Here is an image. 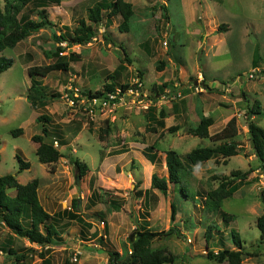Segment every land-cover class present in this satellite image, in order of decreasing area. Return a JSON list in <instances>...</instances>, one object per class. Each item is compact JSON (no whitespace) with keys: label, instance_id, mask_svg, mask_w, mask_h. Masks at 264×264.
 Segmentation results:
<instances>
[{"label":"rangeland","instance_id":"1","mask_svg":"<svg viewBox=\"0 0 264 264\" xmlns=\"http://www.w3.org/2000/svg\"><path fill=\"white\" fill-rule=\"evenodd\" d=\"M101 1L62 0L59 6L47 7L53 26L40 29L15 48L6 49L1 54L13 59L14 65L0 76V175L17 174L21 184L40 180L42 206L48 213H54L55 228L66 233V242L59 243L56 240L54 245L44 249L35 248L34 245L31 248L25 239L14 235L0 222V264H66L67 261L72 264H109L110 252H118L125 258L128 256L140 224L152 231L175 228L172 236L154 239L151 243L152 250L173 253L177 257L175 264H228L210 260L208 252L217 253L223 247L219 244L221 237L225 248L234 249L232 230L240 234L243 249L250 254L243 255L242 264H264V246L260 244L261 233L256 223L264 212V171L254 155L247 127L250 119L264 128V0H195L193 5H188L190 0H129L135 6L136 15L130 22L128 33L119 31L122 18L118 16L110 27H106V21L103 20L96 27L95 38L89 44L67 47L65 43H57L55 33L59 36L72 32L79 20L87 17L88 7ZM106 1L110 3L112 0ZM5 3L6 0H0L1 7ZM157 3H168L169 24H165L159 6L153 9ZM36 7L35 2L30 3L22 14L36 20ZM191 9H194L195 15L189 18ZM224 25L227 28L221 30L220 26ZM105 35L109 40L104 38ZM164 43L167 45L164 46ZM58 46L66 49L64 55H75L72 71L69 74L54 72L47 78H37L46 86L51 98L46 107L34 109L27 101V93L31 88L28 70L54 62L55 59L46 57L45 53L56 50ZM160 62L165 63L163 71L157 68ZM108 76L114 77L107 79ZM158 76L162 78L158 80ZM200 77H206L210 89L204 81L199 82ZM158 81L169 85L165 90L167 95L171 96L179 88L178 91H193L204 95V98L193 96L200 100V104H195L191 96L185 100L182 97L170 101L165 93L159 96L155 93L156 86L160 84ZM106 82L119 86L129 84L134 93L131 97L126 95L123 100L117 101L112 115L119 123L110 120V123L101 122L97 125L95 119L90 122L87 118L92 115L85 95L89 90L95 92L103 89ZM196 87L204 91L196 92ZM53 93L61 97H55ZM137 93L141 97L138 98ZM152 97L157 98H154L156 102L152 100L154 107L152 103L149 104ZM135 98V101L132 100ZM257 101L261 104L262 114L249 118L248 114ZM186 102L193 107L198 105L196 114L200 119L204 116L203 107L207 108L209 102L212 103V114L206 117L217 121L209 128L213 134L225 127L226 124L218 125L225 115H228L227 120L235 117L239 133L234 139L224 141H234L242 151L228 159L221 157L196 166L187 175L185 165L182 182L169 183L165 196L159 190H152L151 186L155 173L168 178L167 173L164 175V162L158 161L147 172L138 153L119 157L120 154L116 152L124 145L128 147L129 143H133L134 151L137 148L142 150L144 145H151L159 135L152 128L155 119L161 117L160 112L172 113L173 104L184 105ZM216 104L220 107L216 108ZM73 110L77 114L75 117L70 114ZM95 110L100 111L102 108L95 107ZM40 115H47L51 119L46 124L49 129L47 142L53 143L62 154L55 167L39 161L37 145L31 140L34 135L42 134L43 125L36 122ZM109 115L108 118L112 119ZM153 116L156 118L152 119ZM123 119L128 121L121 123ZM105 120L102 117V121ZM139 122L140 126L137 124ZM195 124L192 118L186 125L176 121L179 130L169 133L166 129L167 135L158 139L157 149L161 152L173 150L184 157L195 148L214 147L210 139L190 134L198 126ZM116 125L127 128L128 134L120 136ZM107 127L110 128V135L106 141H100L98 128ZM20 128L23 130L22 135L11 134L12 130ZM114 149L115 152H112ZM17 154L30 164V169L19 172L21 165L16 159ZM71 158L88 165V172L80 184L84 195L79 194L76 182L78 171ZM103 158L106 159L104 165L101 163ZM102 166L103 180L110 186H98L95 190V178L91 174ZM238 170L251 171V174L242 184L240 180L234 181L240 187L222 206L223 212L233 216V220L226 223L218 213L208 210L206 194L217 188L223 177H229ZM89 179L91 184L87 181ZM113 179L115 186L114 181H110ZM85 185H90L92 189L91 194L87 192L86 196ZM182 186L188 197L183 195ZM51 187L55 188V200L46 198ZM93 189L101 195L109 192L114 198L124 199L125 202L120 210L102 203L93 206ZM146 189L156 193V196H149L153 209L145 205ZM12 191L9 190L10 195ZM132 191L136 197L132 196ZM138 191L143 194L138 196ZM74 200L81 205L78 212ZM173 202L177 206L175 222L171 221ZM67 210L76 214L82 222L71 221L64 212ZM58 213L61 217H58ZM98 213L103 217H99ZM211 226L214 227V236L208 249L205 234ZM96 229L97 233H101L98 238ZM10 246L18 254L27 253V260L17 262L8 253ZM41 253L45 254L44 258L40 257ZM123 257L120 263H123Z\"/></svg>","mask_w":264,"mask_h":264},{"label":"trees","instance_id":"2","mask_svg":"<svg viewBox=\"0 0 264 264\" xmlns=\"http://www.w3.org/2000/svg\"><path fill=\"white\" fill-rule=\"evenodd\" d=\"M36 3L37 7L34 12L37 14V19L34 20L29 15L22 14L25 6L30 3ZM62 0H6L4 7L0 6V76L11 69L14 65V60L1 55L6 49L15 48L20 42L27 39L33 33L39 31L42 28L52 27L53 22L50 20L47 7L59 6ZM163 11L162 16L165 24L170 23V16L168 15V7L165 4H157L153 9L157 8ZM135 8L132 3L126 0H112L110 3L106 0L96 3L95 5L88 7V13L86 18H81L75 29L72 32L61 33L56 36L55 40L58 44L65 43L67 47L74 45H86L89 44L97 33V28L105 20L106 27H110L113 24L115 17H121L122 23L119 25V31L121 33H128L130 31V22L135 16ZM227 28V25L220 26V29ZM69 30V29H68ZM110 37V36H108ZM104 38L109 40L105 35ZM66 49L58 46L56 50L45 53L46 57L54 58L55 61L45 66H35L28 70V75L31 78V88L27 93V101L32 108L46 107L50 101L51 96L48 94L46 86L42 85L37 78H47L51 73L61 72L69 74L72 71V63L75 61V55L70 57L64 55ZM125 54H127L124 51ZM126 56V55H125ZM127 60V59H126ZM165 63L160 62L157 67L159 71H162ZM109 77V76H108ZM114 76H110L107 79H112ZM121 87L123 92L129 90L132 86L129 84L118 85L117 83L106 82L105 86L101 90L90 92L85 97L102 98L109 93H115L116 89ZM167 83L162 86H156L155 93L162 95L165 93ZM55 97H61L57 93H53ZM160 120L157 122L158 126L165 128V118L168 113L161 111ZM261 104L257 101L252 107L249 118L252 116H260ZM156 117L153 116L152 119ZM51 119L47 115H40L36 118V122L42 124V134L34 135L31 140L37 145L36 154L39 161L45 165H55L58 163L62 154L54 147L53 143L47 142L49 136V129L46 126ZM247 127L249 128V138L251 142L254 155L257 157L264 171V128L259 126L256 121L248 119ZM214 124L212 117L202 116V120L197 127L193 128L190 134L199 137L210 139L214 147H201L195 148L186 156L181 157L176 151L170 150L166 152V164L168 170V178L160 177L158 174L152 176V190H159L163 195L167 196L168 184H180L182 182L183 172L185 165L187 167L186 175L193 171V168L206 163L211 160H218L223 157L228 159L240 154L242 148L234 141H224L234 139L239 129L237 127V119L233 117L226 125V127L214 135H211L209 128ZM153 130V128H152ZM179 130V126L171 127L168 132L175 133ZM11 134L14 136H20L23 134V130H12ZM164 136V132L161 133V137ZM101 141L105 139L100 136ZM218 144V145H217ZM157 151L155 145H150L146 149L145 155L148 156V152ZM158 152V151H157ZM151 162L156 161L155 154L148 156ZM16 159L20 163V171L30 169V164L25 162L23 158L17 154ZM71 161L74 167L78 171V176L83 178L88 172V165L82 163L78 159H72ZM226 162V161H224ZM251 171H233L229 177H223L219 182L217 188H214L206 194V204L210 212L218 213L224 222L228 223L233 220V216L222 211V206L225 200L232 197L240 184L248 180ZM240 180V184H236L234 181ZM40 180L34 179L27 184H21L18 181L17 174L0 175V222L4 224L14 235L17 237L26 239L30 244L38 245L41 248L54 245L56 240L62 243L60 231L55 228L53 220L55 217L45 210L39 198ZM138 186L136 187L137 190ZM9 190H15L16 195L13 197L9 194ZM149 192L146 191L147 201L149 202ZM182 193L185 197H188L185 187L182 186ZM132 196L137 195L134 191L131 192ZM138 196L142 195V191L137 192ZM91 201L93 206L99 204L110 205L112 209L120 210L121 205L124 204V199L117 198L109 193L105 192L104 195L95 191L92 194ZM78 201L74 200L75 209L78 212ZM67 217L71 221L82 222V220L74 213L70 211H64ZM79 214V213H77ZM81 215V214H79ZM101 214L98 213L99 217ZM61 214L58 213V217ZM177 216V206L173 202L171 203V221L175 222ZM26 221V222H25ZM257 227L261 233L260 244L264 246V212L257 219ZM136 231V237L133 240L132 247L128 251V256L125 258L118 252L109 253V264H175L177 257L167 250H152L151 243L154 239H161L172 236L175 233V228H171L169 231H152L143 227L140 224ZM214 236V227H209L205 240L206 245L209 248V243ZM231 237L233 239L234 249L225 248L223 237L220 239V245L223 246L217 253L208 252V258L219 263L227 262L228 264H242L243 255H250L243 249V242L240 234L232 230ZM103 240V239H99ZM28 251L35 252L33 249ZM8 253L14 256L17 262H25L27 260V253L18 254L17 250L11 246L8 249ZM41 258L45 257L44 253H41ZM123 257V263H120V259ZM47 264H50L48 262ZM66 264H72L69 261Z\"/></svg>","mask_w":264,"mask_h":264},{"label":"crops","instance_id":"3","mask_svg":"<svg viewBox=\"0 0 264 264\" xmlns=\"http://www.w3.org/2000/svg\"><path fill=\"white\" fill-rule=\"evenodd\" d=\"M126 1H128V2H130L129 0H126ZM157 1V0H156ZM169 1V0H168ZM198 1V0H197ZM151 2H152V0H151ZM158 2V1H157ZM130 3H132V2H130ZM189 3V2H188ZM194 3H196V1L195 0H190V4H188V5H193ZM133 4V3H132ZM158 4V3H157ZM165 4V3H164ZM166 4H168V3H166ZM165 4V5H166ZM133 6H134V4H133ZM167 6V5H166ZM134 8H135V6H134ZM192 10V12H191V15H190V17L189 18H192V16H194L195 15V11H194V9H191ZM136 13V12H135ZM162 14V13H161ZM136 15V14H135ZM225 24V23H224ZM165 46V45H164ZM165 49H166V47H165ZM163 70H164V68H163ZM162 70V71H163ZM88 74L90 75V72H88ZM162 77H160V76H158V80H160ZM206 78V77H205ZM204 77H200V81L199 82H203L204 81V84H206L207 83V79H205ZM156 79V80H157ZM165 80V82H169L168 81V79H164ZM160 84H158V86H162L163 84H162V82H160V81H158ZM200 85H202V84H200ZM206 86H207V84H206ZM168 87H169V85H168ZM167 87V88H168ZM208 87V89H210L211 87L208 85L207 86ZM166 88V89H167ZM176 88V87H175ZM179 90V88H176L175 90H174V92H182L183 93V99L182 100H185V98L186 97H188V96H191L192 97V99L195 101V104H196V102L198 103V104H200V100H198L197 98L195 99V97H193V96H196V95H200L201 96V98L203 97L204 98V95H201V94H197V93H194L193 91H186L185 89H182L181 91H178ZM97 91V90H96ZM90 92H92V90H89L87 93H90ZM86 93V94H87ZM157 96H159V95H157ZM127 97H129V96H127ZM153 98V97H152ZM154 98H156V97H154ZM151 99V100H149V102L150 103H152L151 104V106H155L154 105V102H156L155 100L157 99ZM162 98V97H161ZM133 100V99H132ZM152 100L154 101V102H152ZM180 100V99H179ZM159 101V100H158ZM185 102V101H184ZM184 105H182V104H178V103H175V104H173L172 106H171V109H172V113H169V112H167L168 113V117L164 120V122H165V131H164V129L163 128H161V127H159L157 124V122L160 120V119H155L156 121H155V124H154V127H153V132H155V133H159V135H158V137L155 139V141L154 142H152V144L151 145H155V147H156V149H157V144H158V139L159 140H161L162 138H165L166 137V135L167 134H165L166 133V129H167V131L171 128V127H173V126H178V125H175V122L176 121H178L179 123H182V122H184V125H186L189 121H191V118H192V120H194L195 122H196V124L195 125H197V124H199L200 123V121L202 120V117H201V119L199 118V117H197V110H198V105L197 106H195V107H193V105H191L190 103H187L186 102V104L185 103H183ZM203 104H204V102H203ZM211 104L212 103H210L209 102V106H207V108H204L203 107V109H202V111H204L203 112V115L206 117V115H209V114H212V110H213V106H211ZM157 105V104H156ZM216 105H218V104H216ZM115 107V105L113 106V107H111L110 109H108V110H103V111H97V110H95L94 111V115L92 116L93 117V119H91L92 117L89 115L87 118L89 119V121L90 120H94L95 119V121H96V123H97V125L98 124H100L101 122L103 123V122H107V123H110V120H112L113 121V123H119L118 122V120H116L115 118V115L113 114L112 115V113H113V110L115 109L114 108ZM206 107V106H205ZM218 107H220L219 105L216 107V108H218ZM86 108V107H85ZM205 109V110H204ZM209 109V110H208ZM68 110V109H67ZM51 112V111H50ZM75 111L73 110L70 114L71 115H73V117H75L77 114L76 113H74ZM74 113V114H73ZM89 113H90V111H89ZM55 114V113H54ZM110 114V115H109ZM144 114H146L145 112H144ZM108 115L111 117H113L112 119H109L108 118ZM102 117H103V119H106L105 121H102ZM170 117V118H169ZM227 118H228V115H225L224 116V118L223 119H221L218 123V125H220L221 123L222 124H226L227 125V122H229L230 120L228 119L227 120ZM214 119V124L213 125H215V123L217 122L216 120H215V118H213ZM227 120V122H225ZM126 121H128V119H123L122 120V122L121 123H124V122H126ZM148 122H150L149 120H147ZM91 122V121H90ZM139 126H140V122L139 123H137ZM86 125H88V123H86ZM118 125V124H117ZM115 126V128H116V130H117V133H119L120 134V136H125L126 134H128L127 133V128H123V127H120V126ZM212 125V126H213ZM217 125V126H218ZM226 125H225V127H226ZM211 126V127H212ZM224 127V128H225ZM169 128V129H168ZM223 128V129H224ZM160 129H162L161 131H160ZM222 129V130H223ZM98 130H99V133L100 134H98V136H99V140L101 141V139H100V136H102L105 140L104 141H106V139L108 138V136L110 135V128L109 127H107V128H98ZM162 132H164V136H162L161 137V133ZM211 135H214L213 133H210ZM89 137V136H88ZM111 137H112V135H111ZM80 138V137H79ZM133 143H129V146L127 147L126 145H122L123 147H122V149H118V151L116 152V154H120L119 155V157H122L123 155H128V154H132L133 152L135 153H138V156H139V158H141V159H143V166H145V168H146V170H147V172H150V170H152V167L154 166V165H156L157 163H158V161L160 162V163H163L164 162V165H163V170H165L164 172V175H166V173L168 174V170H167V167H166V152H161L160 150H158L157 149V151H153V152H148V156H151L152 154H155V156H156V161L153 163V162H151L150 161V159H149V157L148 156H146L145 155V153H146V149H147V147L148 146H150V145H144L145 147L142 149V150H139L138 148L136 149V151H134V149H133V145H132ZM75 151V153L74 154H76V150H74ZM112 152H115V149L112 151ZM111 152V153H112ZM137 155V154H136ZM111 155L109 154V157H110ZM115 157V156H114ZM113 157V158H114ZM111 159H112V157H110ZM109 158V159H110ZM110 161H112V160H110ZM132 161V160H131ZM105 162H106V159H104L103 158V161L101 162L102 163V165H104L105 164ZM209 162V161H208ZM112 163H115V162H112ZM152 166V167H151ZM166 168H165V167ZM99 168H101V169H99ZM98 168V170H97V172L96 173H94L93 171H91V172H93L92 174H91V176H93L94 178H95V184H94V189L96 190V189H98L99 187H109L110 185L109 184H107V182L105 181V180H103V173H104V169H103V166L102 167H99ZM154 168V167H153ZM159 176H161L160 174H159ZM163 177H167V176H163ZM92 177H90V179H91ZM83 178H81V180H82ZM87 180L88 182H90V184H91V180ZM110 181H114V186H115V179H113V180H110ZM120 181L122 182V179H120ZM151 181V180H150ZM150 181H149V184H150ZM103 183V185H102V183ZM121 182L120 183H118V184H121ZM81 183V182H80ZM83 184H84V182H83ZM99 186V187H98ZM40 189H41V187L39 188V196H40ZM79 194L81 193L82 194V192H81V190H82V188H80L79 187ZM85 189H86V192H85V196L87 195V192H88V195L89 194H91V187H90V185H89V187L87 186V185H85ZM88 189H90L89 191H88ZM93 189V191H95ZM146 191H147V189H146ZM148 191H150V190H148ZM155 193V192H154ZM154 193H151V192H149V195H148V197L150 196V195H155L156 196V193L154 194ZM16 195V191L14 190V191H12V193H11V196H15ZM82 195H84V194H82ZM40 198V201H41V203H42V199H41V196L39 197ZM47 199H52V200H55L56 199V193H55V188H50V189H48V192H47V197H46ZM150 202L151 201H149V203H148V201H147V197H146V199H145V205H146V207L147 208H149V209H153L154 207H153V205H150ZM80 206V207H79ZM86 207H87V205H86ZM78 208L80 209L81 208V205H78ZM66 210V209H65ZM69 210V209H68ZM67 210V211H68ZM51 215H53V217H54V213H50ZM56 223V222H55ZM57 225V224H56ZM58 226V225H57ZM64 226H66V225H64ZM63 227V226H62ZM60 231V230H59ZM95 232H96V238H98L100 235H101V233H97L98 232V230L96 229L95 230ZM60 233H61V237L63 238V241H62V243H65L66 242V237H65V235H66V233H64V232H61L60 231ZM25 241L26 242H28L26 239H25ZM28 244H30L29 242H28ZM35 246V248H39V246L38 245H35V244H30V246H32L31 248H33L34 246ZM60 248V247H59ZM61 248L63 249L64 248V246H61ZM64 249H66V248H64Z\"/></svg>","mask_w":264,"mask_h":264},{"label":"built area","instance_id":"4","mask_svg":"<svg viewBox=\"0 0 264 264\" xmlns=\"http://www.w3.org/2000/svg\"><path fill=\"white\" fill-rule=\"evenodd\" d=\"M164 45L166 46L167 43H164ZM138 86L141 88L142 85L140 82H138ZM196 92H203L204 90L202 88H199V87H196L195 88ZM167 92V91H166ZM134 93V91L132 90V87L127 90L126 92H123L122 88L121 87H118L115 91V93H109L107 95H105V97H102V98H85L87 101H88V105H89V108H90V114L93 116L94 115V111H95V107H101L102 110H105L107 108H109V106H114L116 105L117 101L118 100H123L124 97L127 95V96H132ZM164 95H166V98H170L169 100H177V99H181L183 97V93L182 92H174L171 96L170 95H167V93H165ZM138 98L141 97L139 93H137L136 95ZM137 98L133 99L134 101L136 100ZM142 103V102H140ZM149 104H151L149 102ZM148 106L146 105L145 108H147ZM43 249V248H42Z\"/></svg>","mask_w":264,"mask_h":264},{"label":"water","instance_id":"5","mask_svg":"<svg viewBox=\"0 0 264 264\" xmlns=\"http://www.w3.org/2000/svg\"><path fill=\"white\" fill-rule=\"evenodd\" d=\"M76 179H77V181H76L77 182V186L80 187L81 177L78 176ZM80 210H81V208H80Z\"/></svg>","mask_w":264,"mask_h":264},{"label":"clouds","instance_id":"6","mask_svg":"<svg viewBox=\"0 0 264 264\" xmlns=\"http://www.w3.org/2000/svg\"><path fill=\"white\" fill-rule=\"evenodd\" d=\"M85 98H87V97H85Z\"/></svg>","mask_w":264,"mask_h":264}]
</instances>
